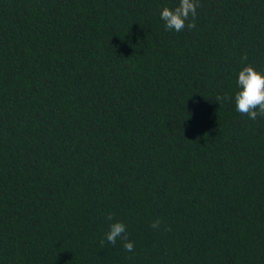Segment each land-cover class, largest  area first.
Masks as SVG:
<instances>
[{"label":"trees","instance_id":"1","mask_svg":"<svg viewBox=\"0 0 264 264\" xmlns=\"http://www.w3.org/2000/svg\"><path fill=\"white\" fill-rule=\"evenodd\" d=\"M178 2L0 0V264H264V0Z\"/></svg>","mask_w":264,"mask_h":264},{"label":"clouds","instance_id":"2","mask_svg":"<svg viewBox=\"0 0 264 264\" xmlns=\"http://www.w3.org/2000/svg\"><path fill=\"white\" fill-rule=\"evenodd\" d=\"M199 4L200 0H179L174 7H163L160 11V18L167 30L175 32H182L185 28L191 30L196 27ZM242 60H247V57H243ZM237 84L239 90L234 96L236 111L253 121L257 120L258 117L264 118V71L257 70L253 64H246L238 73ZM220 99L223 97L217 98V101ZM107 219L111 223L105 234L106 241L115 245L118 240H123L125 250L132 252L135 245L127 237L126 224L120 220L113 221L111 214L108 215ZM161 226L159 219L152 222L153 229H160ZM105 239L100 241L101 246L104 245Z\"/></svg>","mask_w":264,"mask_h":264}]
</instances>
